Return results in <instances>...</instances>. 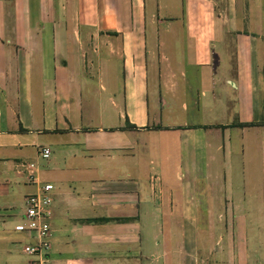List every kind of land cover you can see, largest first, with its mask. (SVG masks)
Segmentation results:
<instances>
[{"label": "crops", "instance_id": "1", "mask_svg": "<svg viewBox=\"0 0 264 264\" xmlns=\"http://www.w3.org/2000/svg\"><path fill=\"white\" fill-rule=\"evenodd\" d=\"M150 1L0 0V264H264V0Z\"/></svg>", "mask_w": 264, "mask_h": 264}, {"label": "built area", "instance_id": "2", "mask_svg": "<svg viewBox=\"0 0 264 264\" xmlns=\"http://www.w3.org/2000/svg\"><path fill=\"white\" fill-rule=\"evenodd\" d=\"M39 154L47 157L50 150L39 147ZM28 165H32L29 163ZM52 183L40 184L36 191L28 193L24 198V209L13 230L25 233L28 240L21 246L27 258L26 264H52L50 256V205L52 203Z\"/></svg>", "mask_w": 264, "mask_h": 264}, {"label": "rangeland", "instance_id": "3", "mask_svg": "<svg viewBox=\"0 0 264 264\" xmlns=\"http://www.w3.org/2000/svg\"><path fill=\"white\" fill-rule=\"evenodd\" d=\"M159 4H162L163 6H165V9H162L161 14L162 15H171L172 16V0H159ZM148 5L149 7H151L152 5V1L148 0ZM169 20V19H167ZM161 24H169V21L166 22H161ZM171 24H172V20H171ZM163 26V25H160ZM249 227H246V230L248 231ZM252 234V232H251ZM264 237V236H263Z\"/></svg>", "mask_w": 264, "mask_h": 264}]
</instances>
